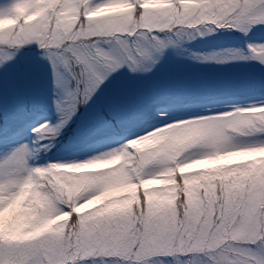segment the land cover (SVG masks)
Masks as SVG:
<instances>
[{"label":"snow or ice","instance_id":"obj_1","mask_svg":"<svg viewBox=\"0 0 264 264\" xmlns=\"http://www.w3.org/2000/svg\"><path fill=\"white\" fill-rule=\"evenodd\" d=\"M254 29L264 0H0V264H264V42L188 47ZM178 56L259 99L175 115Z\"/></svg>","mask_w":264,"mask_h":264},{"label":"rangeland","instance_id":"obj_2","mask_svg":"<svg viewBox=\"0 0 264 264\" xmlns=\"http://www.w3.org/2000/svg\"><path fill=\"white\" fill-rule=\"evenodd\" d=\"M228 34H230V32H222L219 35L215 34L214 36L206 37L203 40L197 39L204 43L203 46L201 45V43H194L197 42L195 40L192 41L193 48L189 46L191 43L188 45V47H190L194 51L203 52L216 50L221 47H242L244 46L245 39H247L249 42L254 43L264 42V29H254L247 38L243 37L241 41H238L233 37H229L225 39V41L216 44L218 42L216 39L223 38ZM233 34L239 35L238 33ZM215 44L216 46H214ZM169 55L171 56L173 55V53L170 52ZM163 71L177 75L188 84V87L176 93V96L178 95L179 97L181 96L183 98H189L192 96L191 105L181 107L176 104L178 109H180V111L175 113V115L177 116H186L188 114V110L191 109L202 111L205 108H208L209 105H212L211 103L203 101L199 98V96L197 95V89L193 86L194 83L206 82L214 79H227L234 83L237 82L238 85L243 86L247 83L252 82L254 78L258 80V73L256 72L252 62L239 65H198L190 60H187L183 56H178L175 60H173L171 65L163 69ZM254 74L256 75V77H254ZM256 99H259L258 94H249L247 96H244L242 100H226L224 103L225 105L245 104ZM215 107L216 108H214L213 110H227V108L224 106L218 108L219 105H217Z\"/></svg>","mask_w":264,"mask_h":264}]
</instances>
